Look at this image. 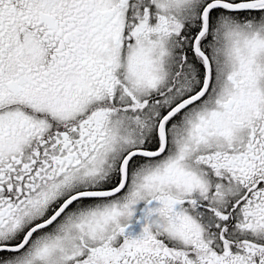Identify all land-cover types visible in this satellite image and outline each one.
Here are the masks:
<instances>
[{
	"label": "snow or ice",
	"instance_id": "snow-or-ice-1",
	"mask_svg": "<svg viewBox=\"0 0 264 264\" xmlns=\"http://www.w3.org/2000/svg\"><path fill=\"white\" fill-rule=\"evenodd\" d=\"M0 264H264V0H0Z\"/></svg>",
	"mask_w": 264,
	"mask_h": 264
}]
</instances>
